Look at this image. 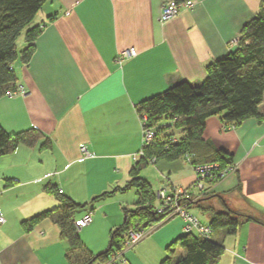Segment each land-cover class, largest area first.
Returning a JSON list of instances; mask_svg holds the SVG:
<instances>
[{
	"label": "crops",
	"instance_id": "crops-1",
	"mask_svg": "<svg viewBox=\"0 0 264 264\" xmlns=\"http://www.w3.org/2000/svg\"><path fill=\"white\" fill-rule=\"evenodd\" d=\"M166 1L47 0L19 36L23 49L25 32L40 27L30 60L17 58L13 64L16 89L24 93L0 96V126L9 133L36 128L49 145L43 146L41 139L0 157V212L5 218L0 264H68L69 245L57 225L42 220L29 232L21 227L22 221L59 204L50 188L86 204L76 219L92 209L91 222L79 234L93 235L98 249L105 251L110 232L125 220L124 209H134L137 200L131 190H121L135 165L132 156L141 148L137 105L177 82H202L206 66L235 49L242 26L264 5V0H197L162 23ZM130 47L137 55L118 64V53ZM259 111L260 121L247 118L235 128H226L215 116L207 119L203 140L231 155L235 171L203 186L207 194L237 201L240 196L233 189L240 183L241 195L264 212V98ZM81 144L92 157L81 159ZM149 166L151 171H143L150 173L142 171L141 176L154 191L200 194L190 158ZM188 209L209 224L210 214ZM183 224L172 217L154 225L135 252L152 245L155 262L161 264L167 246L184 234ZM211 238L224 247L217 264H264L260 223L246 222L233 235L217 230ZM175 251L178 257L184 254L179 246ZM134 254L130 264H142Z\"/></svg>",
	"mask_w": 264,
	"mask_h": 264
},
{
	"label": "trees",
	"instance_id": "trees-1",
	"mask_svg": "<svg viewBox=\"0 0 264 264\" xmlns=\"http://www.w3.org/2000/svg\"><path fill=\"white\" fill-rule=\"evenodd\" d=\"M46 1L0 0V96L19 95L13 64L17 58L23 63L30 60L40 27L25 32L26 46L19 54L16 41ZM205 71L206 76L199 84L177 82L137 105L139 116H147V126L153 128L154 137L143 147V154L131 170L130 180L121 189L135 191V208L124 209L125 220L110 232L105 251L94 255L80 239V229L75 226L76 214L86 204H78L53 188L49 192L55 194L59 204L22 221V229L29 232L40 221L49 220L58 226L61 236L68 242L65 253L68 264H104L124 247L128 229H147L164 217L156 211L157 190L154 191L141 176L146 167L159 160L184 157L190 158L193 166L210 163L222 169L232 166V156L204 141L202 134L210 117H218L226 128H235L247 118L262 119L259 106L264 98V5L242 26L235 49L209 63ZM41 139H44L43 146L49 145L48 138L36 128L9 133L0 126V157L12 153L19 145L33 147ZM233 190L240 196L237 201L223 194H207L189 205L210 214L211 236L205 239L194 233H184L167 246L161 264H217L224 247L211 238L215 231L224 230L233 235L250 221L264 226V212H259L241 195L240 183ZM111 193H103L91 202ZM175 246L183 248L184 254L174 260Z\"/></svg>",
	"mask_w": 264,
	"mask_h": 264
},
{
	"label": "built area",
	"instance_id": "built-area-1",
	"mask_svg": "<svg viewBox=\"0 0 264 264\" xmlns=\"http://www.w3.org/2000/svg\"><path fill=\"white\" fill-rule=\"evenodd\" d=\"M197 0H186L181 3H175L173 0H167L163 6L160 13V21L162 23L175 17L181 8H191L196 4ZM137 55L135 48L130 47L124 49L118 53L115 61L121 64L123 61L133 58ZM19 94H23L24 91L20 88L17 91ZM141 129H142V139L140 150L132 156L133 161H137L139 157L143 154V147L151 143L154 137L153 128L147 126V116L142 114L140 116ZM233 128V127H229ZM79 152L81 154V159L90 158L93 156L91 151L88 150L87 145L81 144L79 146ZM196 175L195 187L199 190V195L201 196L204 192V183L216 182L219 179L227 176L228 174L235 171V167L232 165L224 170H219V165L216 163L202 164L193 166ZM60 192V191H59ZM156 198L158 200V205H156V211L158 213L164 214L163 219L156 225L163 223L164 221L172 217H180L183 220V231L184 233H194L196 236L202 238H209L211 236V229L209 225H205L200 222L196 215L190 212L188 209V203L191 202L190 197H188L184 190L182 189H172V191L167 192L166 189H159L155 192ZM92 215L91 212L85 213L81 218L75 220V226L78 229L88 225L91 222ZM5 223L4 216L0 213V225ZM151 230L153 226L149 227ZM148 232L145 229H128L126 234V240L124 247L119 251L113 253L109 258L111 264H128L125 260V253L135 247L141 240H143Z\"/></svg>",
	"mask_w": 264,
	"mask_h": 264
},
{
	"label": "rangeland",
	"instance_id": "rangeland-1",
	"mask_svg": "<svg viewBox=\"0 0 264 264\" xmlns=\"http://www.w3.org/2000/svg\"><path fill=\"white\" fill-rule=\"evenodd\" d=\"M21 39L23 40V37H20V38H18V40H17V42H16V44H17V49H16V51H17V54H19V52L22 50V48L19 46V43H20V41H21ZM163 122V121H162ZM176 136H178V133H176L175 134ZM148 169H147V171H151L152 170V168L149 166V167H147ZM228 168V167H227ZM224 170V169H226V168H224V169H222V168H220L219 167V170ZM145 170V169H144ZM147 171H143V173H146V174H148V173H150V172H147ZM232 173H234V172H232ZM231 174V173H230ZM230 174H228V175H230ZM227 175V176H228ZM227 176H225V177H227ZM225 177H223V178H225ZM222 178V179H223ZM219 180H221V179H219ZM218 180V181H219ZM217 182V181H216ZM208 183H211V182H208ZM212 183H215V182H212ZM132 191V193H134L135 194V191L134 190H131ZM205 195H207V193L206 192H202V194H201V196H199V197H190V200H191V202L190 203H188V207H189V205H191V203H193L194 201H196V200H198V199H200L201 197H204ZM127 209L128 210H132V208H129V207H127ZM197 216L199 217V219H200V222L201 223H204L205 222V216L204 217H202L200 214H197ZM171 222V224L170 225H172V224H175L176 223V220H173V221H170ZM169 222V223H170ZM149 229L150 228H147V229H145L146 230V232H148L149 231ZM80 235V239H81V241H82V243L85 245V247L88 249V250H93L92 252H93V254L94 255H96V254H98V253H100L101 251H100V249H98L99 248V246H97L96 245V240L94 239V237H93V235H89V234H85L84 236H82V233H80L79 234ZM109 240H110V236L108 237V239H107V241H106V245H105V249L108 247V245H109ZM153 246L152 245H150V246H146V247H144V248H141V249H139V251L137 252V250H136V252H135V248L133 249H130V250H128L127 252H126V254H125V259L127 260V262L130 264V256L131 257H133L134 256V258H135V254L134 253H136V256H139L140 257V259L142 260V264H156V262H155V259H154V257H155V255H156V251H155V249L154 248H152ZM96 250H99V251H96ZM133 250H134V253H133ZM134 254V255H133ZM178 255H179V253L177 252V251H175L174 252V257L175 258H177L178 257ZM109 259L110 258H108V260L104 263V264H111V262H109Z\"/></svg>",
	"mask_w": 264,
	"mask_h": 264
}]
</instances>
